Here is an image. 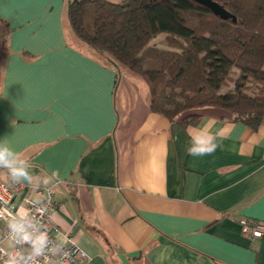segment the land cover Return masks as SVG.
I'll use <instances>...</instances> for the list:
<instances>
[{
    "label": "crops",
    "instance_id": "0c3cea01",
    "mask_svg": "<svg viewBox=\"0 0 264 264\" xmlns=\"http://www.w3.org/2000/svg\"><path fill=\"white\" fill-rule=\"evenodd\" d=\"M67 2L0 0V141L51 181L57 237L88 264H264V238L238 226L264 222V122L205 108L193 127L225 138L188 155L189 126L151 113L142 80L74 37Z\"/></svg>",
    "mask_w": 264,
    "mask_h": 264
},
{
    "label": "trees",
    "instance_id": "16d2710c",
    "mask_svg": "<svg viewBox=\"0 0 264 264\" xmlns=\"http://www.w3.org/2000/svg\"><path fill=\"white\" fill-rule=\"evenodd\" d=\"M212 1L235 22L191 0H68L66 14L78 41L147 85L151 113L186 128L213 108L256 130L264 122V0ZM159 34L165 49L150 46ZM232 75L233 88L221 92Z\"/></svg>",
    "mask_w": 264,
    "mask_h": 264
},
{
    "label": "clouds",
    "instance_id": "9594fccd",
    "mask_svg": "<svg viewBox=\"0 0 264 264\" xmlns=\"http://www.w3.org/2000/svg\"><path fill=\"white\" fill-rule=\"evenodd\" d=\"M189 143L186 152L190 156L213 154L219 141L225 138V129L212 132L203 127L189 126ZM28 159L21 157L7 143L0 141V172L4 173L5 183L0 190L7 192L10 187L25 183L30 194L15 209L9 208V214H0V264H77L76 252L65 240L50 234L48 224L51 220L47 188L51 181L46 178H35L30 172ZM57 176V173H54ZM46 191L38 194L41 186ZM54 193H52L53 195ZM0 206L4 199L0 196ZM48 217L46 223L43 217Z\"/></svg>",
    "mask_w": 264,
    "mask_h": 264
},
{
    "label": "built area",
    "instance_id": "2783aa9c",
    "mask_svg": "<svg viewBox=\"0 0 264 264\" xmlns=\"http://www.w3.org/2000/svg\"><path fill=\"white\" fill-rule=\"evenodd\" d=\"M2 183L5 182H0V184ZM26 189L30 190L29 186L27 184L21 183L18 185H14L13 187H10L6 193L0 190V196L3 197L4 205H5V206H0V214L8 215L9 208L15 209L14 207L15 199L19 195H21L23 191ZM45 191H46L45 187H40V189L38 190V194H44ZM47 192H48L49 200L52 201V203L48 204L50 215H52L54 210L58 208V204H56V202L54 201V194L52 195L53 193L52 187H48ZM24 200L25 198H23L22 202ZM43 219L45 220L46 223L48 222L47 216L43 217ZM238 226L240 228L241 235L244 238H248L251 240H260L264 238V222L248 220V219H240L238 222ZM48 227H50V234L54 237H57L58 229L52 223L48 224ZM66 244L69 247L73 248L74 251L76 252L77 264H88L89 260L86 254L82 250H80L77 246H75L71 242L70 238L66 240Z\"/></svg>",
    "mask_w": 264,
    "mask_h": 264
},
{
    "label": "water",
    "instance_id": "95a60500",
    "mask_svg": "<svg viewBox=\"0 0 264 264\" xmlns=\"http://www.w3.org/2000/svg\"><path fill=\"white\" fill-rule=\"evenodd\" d=\"M192 2L204 7L210 11L214 16L218 17L221 20L227 21L231 20L235 22V18L230 15L226 10H224L218 3L212 0H191Z\"/></svg>",
    "mask_w": 264,
    "mask_h": 264
},
{
    "label": "rangeland",
    "instance_id": "374dc122",
    "mask_svg": "<svg viewBox=\"0 0 264 264\" xmlns=\"http://www.w3.org/2000/svg\"><path fill=\"white\" fill-rule=\"evenodd\" d=\"M107 1H113V0H107ZM165 35L164 34H159L157 35L151 42H150V46L156 47V48H160V49H165ZM235 75L231 76L229 81L226 82L225 87L222 89L221 92H226L228 90H231L233 88V81L235 80Z\"/></svg>",
    "mask_w": 264,
    "mask_h": 264
}]
</instances>
